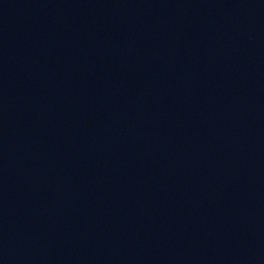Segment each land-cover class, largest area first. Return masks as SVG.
Masks as SVG:
<instances>
[{
  "label": "water",
  "instance_id": "water-1",
  "mask_svg": "<svg viewBox=\"0 0 264 264\" xmlns=\"http://www.w3.org/2000/svg\"><path fill=\"white\" fill-rule=\"evenodd\" d=\"M116 264H264V0H149Z\"/></svg>",
  "mask_w": 264,
  "mask_h": 264
}]
</instances>
